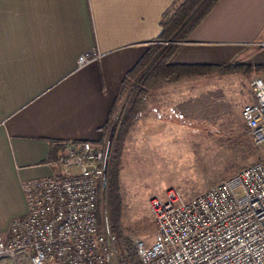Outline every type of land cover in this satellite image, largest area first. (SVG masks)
Masks as SVG:
<instances>
[{
	"label": "crops",
	"instance_id": "obj_1",
	"mask_svg": "<svg viewBox=\"0 0 264 264\" xmlns=\"http://www.w3.org/2000/svg\"><path fill=\"white\" fill-rule=\"evenodd\" d=\"M177 1L0 0V232L27 213L22 183L56 174L65 145L106 143L123 81ZM89 52L98 58L79 69ZM233 63L264 66V0H220L170 61ZM180 83L157 84L140 121L162 120L149 100Z\"/></svg>",
	"mask_w": 264,
	"mask_h": 264
},
{
	"label": "built area",
	"instance_id": "obj_2",
	"mask_svg": "<svg viewBox=\"0 0 264 264\" xmlns=\"http://www.w3.org/2000/svg\"><path fill=\"white\" fill-rule=\"evenodd\" d=\"M97 58L85 53L78 68ZM251 88L254 98L242 118L256 143L264 144V73ZM109 136L102 146L65 145L52 162L56 174L22 183L27 213L0 232V264H128V243L99 217L111 169ZM149 210L154 239L133 242L134 264H264V157L189 201L171 188L152 197Z\"/></svg>",
	"mask_w": 264,
	"mask_h": 264
},
{
	"label": "rangeland",
	"instance_id": "obj_3",
	"mask_svg": "<svg viewBox=\"0 0 264 264\" xmlns=\"http://www.w3.org/2000/svg\"><path fill=\"white\" fill-rule=\"evenodd\" d=\"M256 76H207L203 81L181 82L173 90L162 87L152 94L150 104L154 110L159 108L162 120L152 113L150 119L138 121L124 149L121 182L126 218L120 239L128 243L131 255L136 257L135 240L150 244L154 239L156 226L149 210L152 197L164 196L174 188L189 201L264 157V144L256 143L242 118ZM170 100L173 111L166 110ZM128 104V99L122 101L114 118L112 153ZM108 186L100 200V222L109 219Z\"/></svg>",
	"mask_w": 264,
	"mask_h": 264
},
{
	"label": "trees",
	"instance_id": "obj_4",
	"mask_svg": "<svg viewBox=\"0 0 264 264\" xmlns=\"http://www.w3.org/2000/svg\"><path fill=\"white\" fill-rule=\"evenodd\" d=\"M219 1L178 0L162 19L163 31L157 41L158 43L150 46L147 55L127 74L123 81L121 94L113 109L112 119L107 125L108 139L113 129L114 118L119 112L120 104L128 99L129 104L121 118L119 132L114 142L108 186V215L111 230L119 238L123 236L125 230L124 220L126 218L121 182L126 139L134 125L143 117L150 91L158 83L176 84L213 75L242 74L248 76L264 73V66L250 67L243 66L240 63L222 66H173L170 64L171 58L179 45L188 42L191 34L216 7ZM58 147L60 145L55 146V149ZM100 202L99 199V210ZM135 258L134 255H131L128 259V264H134Z\"/></svg>",
	"mask_w": 264,
	"mask_h": 264
},
{
	"label": "bare ground",
	"instance_id": "obj_5",
	"mask_svg": "<svg viewBox=\"0 0 264 264\" xmlns=\"http://www.w3.org/2000/svg\"><path fill=\"white\" fill-rule=\"evenodd\" d=\"M18 260H19V259H18ZM18 260H15V261H14V260H12V262H16L15 264H18V262H17Z\"/></svg>",
	"mask_w": 264,
	"mask_h": 264
}]
</instances>
